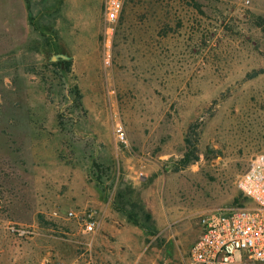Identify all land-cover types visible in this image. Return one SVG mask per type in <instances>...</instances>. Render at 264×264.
Here are the masks:
<instances>
[{
  "label": "rangeland",
  "instance_id": "374dc122",
  "mask_svg": "<svg viewBox=\"0 0 264 264\" xmlns=\"http://www.w3.org/2000/svg\"><path fill=\"white\" fill-rule=\"evenodd\" d=\"M260 154L264 0H0V264H188Z\"/></svg>",
  "mask_w": 264,
  "mask_h": 264
},
{
  "label": "built area",
  "instance_id": "2783aa9c",
  "mask_svg": "<svg viewBox=\"0 0 264 264\" xmlns=\"http://www.w3.org/2000/svg\"><path fill=\"white\" fill-rule=\"evenodd\" d=\"M125 3L126 0H102L107 33L113 32ZM116 135L120 142L125 141L119 126ZM237 185L246 203L224 207L201 218V232L190 247L188 264H264V154L249 161ZM65 216L78 218L72 211ZM82 221L83 233H95L99 223L93 212ZM5 229L18 237L32 234L29 228L13 223L6 224Z\"/></svg>",
  "mask_w": 264,
  "mask_h": 264
},
{
  "label": "trees",
  "instance_id": "16d2710c",
  "mask_svg": "<svg viewBox=\"0 0 264 264\" xmlns=\"http://www.w3.org/2000/svg\"><path fill=\"white\" fill-rule=\"evenodd\" d=\"M186 145H187V152L183 155L182 159L180 160L181 163V167L184 168L189 164L194 163L195 161H197V156L194 154V150L189 148L190 145V141L186 140ZM244 199V198H243ZM245 200V199H244ZM235 205H242V204H238V201L235 200Z\"/></svg>",
  "mask_w": 264,
  "mask_h": 264
}]
</instances>
